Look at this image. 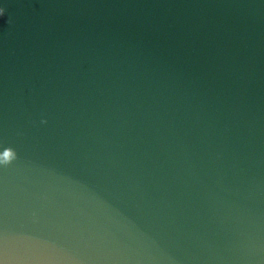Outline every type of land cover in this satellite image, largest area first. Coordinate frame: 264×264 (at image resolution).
Wrapping results in <instances>:
<instances>
[{
  "label": "water",
  "instance_id": "95a60500",
  "mask_svg": "<svg viewBox=\"0 0 264 264\" xmlns=\"http://www.w3.org/2000/svg\"><path fill=\"white\" fill-rule=\"evenodd\" d=\"M0 264H264V0H0Z\"/></svg>",
  "mask_w": 264,
  "mask_h": 264
}]
</instances>
